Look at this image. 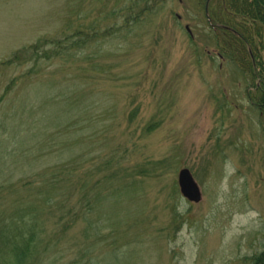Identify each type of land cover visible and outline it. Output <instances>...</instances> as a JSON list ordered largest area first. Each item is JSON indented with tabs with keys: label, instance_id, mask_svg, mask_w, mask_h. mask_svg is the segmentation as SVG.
Here are the masks:
<instances>
[{
	"label": "rangeland",
	"instance_id": "obj_1",
	"mask_svg": "<svg viewBox=\"0 0 264 264\" xmlns=\"http://www.w3.org/2000/svg\"><path fill=\"white\" fill-rule=\"evenodd\" d=\"M203 14V0H0V264H252L264 113Z\"/></svg>",
	"mask_w": 264,
	"mask_h": 264
},
{
	"label": "trees",
	"instance_id": "obj_2",
	"mask_svg": "<svg viewBox=\"0 0 264 264\" xmlns=\"http://www.w3.org/2000/svg\"><path fill=\"white\" fill-rule=\"evenodd\" d=\"M206 2L203 0V9ZM207 15L215 42L222 41L220 46L225 48L222 55L249 69V76L255 81L257 89L253 101L264 113V0H208ZM138 16L136 14L135 20ZM26 249L27 245L21 248L16 244L12 246L15 263L21 261ZM251 260L252 264H264V249L254 254Z\"/></svg>",
	"mask_w": 264,
	"mask_h": 264
},
{
	"label": "water",
	"instance_id": "obj_3",
	"mask_svg": "<svg viewBox=\"0 0 264 264\" xmlns=\"http://www.w3.org/2000/svg\"><path fill=\"white\" fill-rule=\"evenodd\" d=\"M188 168H182L178 173V185L181 195L189 201L198 202L201 199V191Z\"/></svg>",
	"mask_w": 264,
	"mask_h": 264
}]
</instances>
